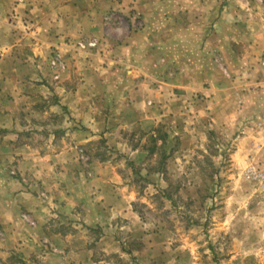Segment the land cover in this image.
<instances>
[{
  "label": "crops",
  "instance_id": "0c3cea01",
  "mask_svg": "<svg viewBox=\"0 0 264 264\" xmlns=\"http://www.w3.org/2000/svg\"><path fill=\"white\" fill-rule=\"evenodd\" d=\"M112 6L0 0V253L17 264H114L121 223L138 222L123 178L145 154L133 137L188 100L196 120L264 126V0ZM83 37L98 49L63 46ZM54 50L57 83L41 68Z\"/></svg>",
  "mask_w": 264,
  "mask_h": 264
},
{
  "label": "rangeland",
  "instance_id": "374dc122",
  "mask_svg": "<svg viewBox=\"0 0 264 264\" xmlns=\"http://www.w3.org/2000/svg\"><path fill=\"white\" fill-rule=\"evenodd\" d=\"M66 40L63 46L74 54H90L100 43L94 37ZM90 41L96 42L92 49L77 46ZM54 57L64 70L50 66ZM41 68L57 83L66 64L54 50ZM188 105L184 115L172 113L163 125L133 137L145 154L126 164L132 174L123 178L135 194L131 208L138 222L134 229L121 223L122 245L113 262L264 264V126L249 119L214 126L207 117L196 120ZM74 148L84 162L82 148ZM2 254L0 264H17L13 255Z\"/></svg>",
  "mask_w": 264,
  "mask_h": 264
},
{
  "label": "built area",
  "instance_id": "2783aa9c",
  "mask_svg": "<svg viewBox=\"0 0 264 264\" xmlns=\"http://www.w3.org/2000/svg\"><path fill=\"white\" fill-rule=\"evenodd\" d=\"M77 46L79 49L84 50V49H92L96 46V42L95 41H90L88 43H77ZM50 66L54 67L58 70H64L65 66L63 64V62L58 58V57H54L51 62H50ZM58 77H55L54 79L56 80ZM81 152V151H79Z\"/></svg>",
  "mask_w": 264,
  "mask_h": 264
},
{
  "label": "trees",
  "instance_id": "16d2710c",
  "mask_svg": "<svg viewBox=\"0 0 264 264\" xmlns=\"http://www.w3.org/2000/svg\"><path fill=\"white\" fill-rule=\"evenodd\" d=\"M152 151V150H151Z\"/></svg>",
  "mask_w": 264,
  "mask_h": 264
}]
</instances>
